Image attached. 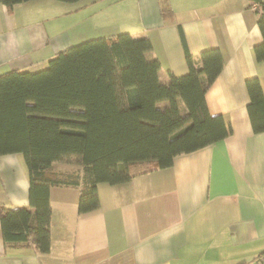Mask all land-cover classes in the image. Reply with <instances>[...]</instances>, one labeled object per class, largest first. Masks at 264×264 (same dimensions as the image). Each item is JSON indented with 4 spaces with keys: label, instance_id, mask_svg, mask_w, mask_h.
<instances>
[{
    "label": "crops",
    "instance_id": "crops-1",
    "mask_svg": "<svg viewBox=\"0 0 264 264\" xmlns=\"http://www.w3.org/2000/svg\"><path fill=\"white\" fill-rule=\"evenodd\" d=\"M80 1L53 18L37 13L35 0L12 11L0 2V74L41 69L71 45L126 31L151 39L148 55L160 61L165 82L169 72L187 73L185 45L198 61L204 49L218 47L224 66L206 100L232 132L176 155L169 167L100 183V206L88 213L78 212V187L52 186L49 251L6 245L0 221V264H257L264 252V131L252 128L246 78L259 77L264 91V62L254 54L263 36L251 0H168V19L160 0H123L130 15L115 25L71 22L88 9ZM29 187L23 155L1 154L0 204L34 211Z\"/></svg>",
    "mask_w": 264,
    "mask_h": 264
},
{
    "label": "trees",
    "instance_id": "trees-1",
    "mask_svg": "<svg viewBox=\"0 0 264 264\" xmlns=\"http://www.w3.org/2000/svg\"><path fill=\"white\" fill-rule=\"evenodd\" d=\"M24 1L0 0L9 11ZM160 2L168 19L170 3ZM258 25L263 41L254 46V54L264 62V10ZM152 47L149 37L124 31L71 45L41 69L0 74V155H23L34 208L0 204L6 245L49 251L52 186L78 187V212L88 213L100 206V183L121 184L138 172L169 167L176 155L232 132L223 114L210 113L206 100L224 66L222 50L206 48L198 61L185 45L187 73L169 72L164 82L160 61L148 55ZM246 85L252 128L262 132L261 81L247 77ZM68 158H76L80 169L58 167Z\"/></svg>",
    "mask_w": 264,
    "mask_h": 264
},
{
    "label": "rangeland",
    "instance_id": "rangeland-1",
    "mask_svg": "<svg viewBox=\"0 0 264 264\" xmlns=\"http://www.w3.org/2000/svg\"><path fill=\"white\" fill-rule=\"evenodd\" d=\"M37 3V13H42L44 17L53 18L56 14L71 8L74 4L79 5L76 1H61V0H35ZM80 2H86L87 10L79 13L75 17H72L70 21L74 23H86L88 21L97 23L103 18L108 25H115L117 22H123L128 19L127 12L123 7V0H81ZM66 19V17H65ZM124 20V21H123ZM58 167L63 169H80V164L76 158H68L64 161L57 163Z\"/></svg>",
    "mask_w": 264,
    "mask_h": 264
},
{
    "label": "built area",
    "instance_id": "built-area-1",
    "mask_svg": "<svg viewBox=\"0 0 264 264\" xmlns=\"http://www.w3.org/2000/svg\"><path fill=\"white\" fill-rule=\"evenodd\" d=\"M251 4V8L253 10H255L258 13L263 12V6L261 5V3L258 0H251L250 2ZM257 264H264V252H262L259 256H258V261Z\"/></svg>",
    "mask_w": 264,
    "mask_h": 264
}]
</instances>
